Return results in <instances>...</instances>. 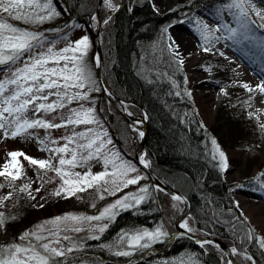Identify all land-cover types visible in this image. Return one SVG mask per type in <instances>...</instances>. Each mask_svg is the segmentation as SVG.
I'll return each mask as SVG.
<instances>
[{
  "label": "trees",
  "instance_id": "1",
  "mask_svg": "<svg viewBox=\"0 0 264 264\" xmlns=\"http://www.w3.org/2000/svg\"><path fill=\"white\" fill-rule=\"evenodd\" d=\"M119 1L122 6L110 19V37L105 41L103 50L105 78L111 90L121 99L144 109L147 119L146 154L151 160V167L162 180L187 195L199 233L217 236L239 250L246 248L256 264H264V250L259 247L258 241L254 238L241 243L239 239L249 229L254 237H263L235 205L234 193L242 186L255 184L249 164L252 154L255 156L253 150L256 144L251 126L243 125L231 108L223 107L232 87H236L222 82L225 92L216 120L211 126L204 125L194 109L187 69L169 47L168 30L173 23L188 20L195 10L208 9L223 0H176V5L165 12L155 9L150 0ZM54 2L61 13L59 27L68 24V28L58 35L54 34L55 37L70 30V24L84 23L94 39L88 21L96 10L98 0ZM16 26L26 28L27 24ZM50 26L55 27V22ZM227 70L219 68L218 72L228 74ZM177 91L179 96L175 94ZM104 97L103 94L99 107L106 108L109 103ZM98 114L103 118L105 110L98 109ZM247 136L249 141L245 140ZM212 137L225 149L229 140H232L231 147L249 148V159L238 181L225 180L219 161L213 158ZM18 160L23 165L20 169L22 178L15 181V186L19 188L30 184L29 190L35 199L26 192L15 191L12 198L4 202L5 226L10 238H0V245L17 244L28 227L54 215L68 198L64 195L55 198V190L47 188L43 180V169L22 157ZM257 166L264 168V161ZM10 191L13 189L4 183V187L0 188V197ZM162 206V197L156 193L138 206L139 211L135 208L119 210L107 229L99 234V239L81 242L84 245L83 256L91 259L92 264H125L131 257H116L100 245L111 243L121 232L148 227L164 219ZM134 254L138 257L135 264H223L225 260L215 245L202 248L180 234L154 243L150 250ZM240 264L246 263L241 260Z\"/></svg>",
  "mask_w": 264,
  "mask_h": 264
},
{
  "label": "snow or ice",
  "instance_id": "2",
  "mask_svg": "<svg viewBox=\"0 0 264 264\" xmlns=\"http://www.w3.org/2000/svg\"><path fill=\"white\" fill-rule=\"evenodd\" d=\"M101 2L102 6L109 12L118 10V5L114 4L113 0H101ZM260 3L264 5V0H260ZM224 9L229 11L237 22V27H232L227 23L223 25V29L229 34L226 39H234L238 35L246 34L250 26L256 24V21L252 19L253 16L264 21V7H257L253 0H231L224 6ZM60 15L61 13L57 11L53 0H0V69L3 70V78L0 79V134L4 137L16 138L31 135L29 131L31 129L74 126L71 136L62 137L66 141L62 146L49 147V144H58V141L50 138L39 141L42 151L55 154L48 159H36L23 152L8 154L10 162H14L11 163V167L15 171H10V162H6L0 170V177L8 181L9 187L13 191L0 197V207L5 206L4 202L10 200L15 191L26 192L35 199L29 190L30 184H23L19 188L15 186V181L22 178L20 169L23 165L20 164L19 157H24L25 160L38 166L39 169L54 171L61 178L62 184L53 195H64L65 198L100 184L113 185L114 194L115 191L121 190V187L138 184L140 180L144 179L140 175L127 178L130 172H136L137 169L129 162L123 161L118 153L107 150V146L112 144V140L104 138L107 136L106 132L102 134L91 127H87L84 131H75V126L79 125L95 124L97 128L102 127L94 107L85 108L81 103L79 108H70L67 114L61 115L62 123H54L43 118H29V112L33 116H37L41 112L45 114L57 112L65 109L74 101H89L91 92L100 91L96 87V81L92 78L85 61L90 47V40L87 35L68 43L62 49L56 50V41L48 42L43 32L28 31L9 22L13 20L39 25ZM93 19L96 17L94 16ZM110 19L111 16L109 15L102 22L107 24ZM69 26L76 27L77 25ZM203 29L205 32L209 31L206 24L203 25ZM215 30L218 31L219 29ZM55 31L61 30L56 29ZM207 38L205 35V39ZM61 39L66 40L67 36L65 35ZM219 39L220 37H215V40ZM46 43L49 46L45 47ZM169 47L171 48V45ZM204 51H211V48L205 47ZM176 55L179 53L177 52ZM220 55L223 53L221 52ZM96 59L99 63V57ZM179 63L182 64L183 61L181 60ZM242 87L249 93L264 94V79L255 87L247 83H244ZM85 89L86 91H84ZM175 94L179 96L180 92L177 91ZM51 97H55V99L50 100ZM90 102L95 103L94 101ZM245 103L251 107L250 101ZM249 116L259 120L256 113H249ZM259 126L264 128V124ZM139 136L143 137L144 133L140 131ZM211 143L219 155L221 168L226 169L228 167L226 154L220 150L215 139ZM95 159L103 160L105 171L96 174L88 171L83 176L79 172L71 171V169L83 166ZM117 160H120L119 164L116 163ZM53 161L56 163L54 164ZM140 162L145 167L149 166L143 156L140 157ZM108 165L112 166V172L107 171ZM260 176L264 177V172H261ZM108 177H112V179L109 180ZM3 187L4 185L0 184V188ZM261 187H264V183L261 184ZM148 195V188L141 187L139 193L124 196L106 207L97 216L66 215L56 217L46 222L51 224L52 228L44 229L42 227L38 232H26L20 237L26 243L0 245V264H69V254L82 251L84 245L74 242L73 238L67 234L61 237V232L80 233L87 230L91 235L83 239L97 240L100 238L97 233H103L108 224L94 225L91 222L105 220L111 222L118 215V210L134 208L143 203ZM172 199L182 201V197L175 194L172 195ZM6 220L7 217L3 212H0V227L6 225ZM84 222H88L87 229L80 226ZM179 227L187 233L196 231L189 226L187 220L182 221ZM44 232H47V235L43 234ZM184 234V232L180 233L181 236ZM168 238H170L169 233L161 224L151 231L145 228L122 232L113 243L102 245V247L108 249L116 257H131L135 252H142L151 248L154 243L163 242ZM254 238L258 241L259 247L264 250V238L254 237L251 229L243 237H239L241 243L251 241ZM62 240L68 241L69 246L64 247ZM196 243L202 248L205 245H215L214 241L207 239L197 240ZM215 246L219 247V245ZM230 251L233 256H240L243 261L256 264L253 256L248 253L246 248L239 250L233 247ZM180 264H184V262H180ZM227 264H233V261L229 259Z\"/></svg>",
  "mask_w": 264,
  "mask_h": 264
},
{
  "label": "rangeland",
  "instance_id": "3",
  "mask_svg": "<svg viewBox=\"0 0 264 264\" xmlns=\"http://www.w3.org/2000/svg\"><path fill=\"white\" fill-rule=\"evenodd\" d=\"M99 1L100 0H98L97 2V6ZM150 1L154 8L160 12L170 10L176 5V0ZM119 2V0H113V3L116 5H119ZM230 2L231 0L215 2L214 5L212 7H209L208 9L199 8L194 11L190 16V19L173 23L168 30V39L169 45H171V50L175 53V55L177 52L179 53V55L176 56L179 61H183L182 64L187 69V75L192 88V100L194 103V109L204 125L211 126L216 120V116L218 114L217 110L219 105L222 104V97L225 92L222 82H228L236 87V89L232 87V91L230 92V94H228V101L223 102V107H226L227 109L231 108L233 110L232 112L236 114V117H239V120L243 125L248 124L249 126H251V132L255 135L256 139L255 149L253 150V152H255V156L258 160H255L256 158L252 154L249 165L250 169L252 168L251 171L254 177L255 184L254 186H242L234 193V197L236 200L235 205L236 208H238L239 211L243 214V216L249 220L253 227L257 231H259L262 234L260 235L264 238V187H261V184L264 183V177L260 176V173L264 172V168H259L257 166L259 163L264 161V128H261L259 126L261 124H264V94H261L259 92L249 93L242 87L244 83L255 87L261 82L262 79H264V26H260L264 25V21H261L259 20V18L253 16L252 19L256 21V24L251 25L246 34L238 35L234 39H226L229 34L223 29V25L227 23L232 27H237L235 17L229 11L224 9V6ZM253 2L257 4V7H264V5H261L260 0H253ZM53 4L56 7L54 0ZM103 13H109V11L101 6V14ZM94 16L96 17V15L93 13L90 16L91 18H89V20H91V27L96 28L98 20L97 17L96 19H93ZM59 17L60 16L44 24H27L28 28L26 26V28L23 29H26L28 31L43 32L48 42L56 41V50L62 49L68 43L77 41L83 36L87 35L90 40V47L87 51L85 61L87 63L88 69L92 74V78L96 81V87H98L100 91L91 92L89 94V101H74L65 109L58 110L57 112L47 114L41 112L37 116H33V114L29 112V118H43L54 123H62L61 115L67 114L70 108H79L81 103L85 108L94 107L96 110V116L99 119L102 127L97 128V125L95 124L87 126L79 125L75 126V131H84L87 127H91L93 129H96L97 131H100L102 134L106 132L107 136L104 138L112 140V144L107 146V150L118 153L119 157L123 161L129 162L137 169L136 172H130L127 178H134L135 176L140 175L143 176L144 179L140 180L138 184L121 187V190L115 191L114 194V186L111 184H100L92 188H87L84 191H79L75 195L69 196L65 200V202L61 204L60 209H56L54 215L45 218L40 222H36L34 223V225L28 227L23 232L21 237L26 232H38L42 227L44 229L52 228V225L46 222L51 221L56 217H62L66 215H74L80 217L97 216L106 207L114 204L117 200L122 199L124 196L139 193V189L141 187H147L149 190V195L147 196L145 201L152 194L157 193L161 195L163 200L162 208L165 215L164 219L158 222H154L148 227L145 226L138 229L146 228L151 231L154 230L157 226L163 224L164 228L168 231L170 238L174 237L179 233L175 227V223L178 215L184 209V201H175L172 199L171 195L165 193L164 191H160L159 188H155L142 167L133 158L127 156L120 149L119 145L113 140L112 134L109 131L110 126L118 131L117 134L120 135L121 140L125 142L124 147L126 148V152L134 154V149L136 148L142 137L139 136V130L132 126H129V124L120 117L119 113L116 112L109 103H107L106 108L104 106L99 107V105L102 103L101 99L103 94L101 93L102 88L97 77V68L99 63H97L96 59L97 55L96 46L94 44L95 40L92 39L91 34L87 31L86 25L81 23L73 24L77 26L72 27L63 35L55 37V35L60 34L62 31L68 28V24L63 28L59 27ZM9 22L13 23L15 26L18 24H25L23 21L10 20ZM53 22H55V27L50 26V24ZM205 24L208 26V32H205L203 29V25ZM110 28L111 24L109 20L107 24H103L101 29L100 39L102 42L103 50L105 41L110 37ZM56 29H60L61 31L57 32L55 31ZM215 29L219 30L216 31ZM65 35L67 36V39H61V37H64ZM205 35H207V39H205ZM215 37H220V39L215 40ZM47 46H49L48 43L45 44V47ZM205 47L211 48V51H204ZM221 52L223 53V55H220ZM219 68L228 69V74H219ZM2 78L3 70L0 69V79ZM84 91H86V89ZM53 99H55V97L50 98V100ZM90 101H94L95 103L93 104ZM248 101H250L251 107H248V105L245 103ZM100 108L105 110V114L103 117L104 119L98 114V109ZM129 108L135 115L140 116L143 112L142 109L132 103L129 104ZM249 113H256L259 116V120L257 121L256 118L250 117ZM144 116V119H139L138 124H143V121L146 119L145 114ZM73 127L74 126L69 125L67 127L54 129L36 128L29 130L31 135L18 136L16 138L4 137L2 134H0V170H2L3 165L6 162H10V157L8 154L11 152H23L27 156L36 159H48L52 155L48 151L41 150L42 146L39 141L50 138L52 140L58 141V144H49V147L62 146L66 142L62 139V137L71 136L73 134ZM249 138L250 137L247 136L245 140L249 141ZM213 139L216 140L215 137H212L211 141ZM230 141L232 142V140H229L228 147L225 149L222 148L216 140L217 144L220 146V150H222L227 156L228 167L226 169H223L224 178L228 182H236L241 177L243 167L249 159V148L231 147L232 145H230ZM211 151L213 156L220 163L219 155L212 143ZM22 158L24 159V157ZM11 163L14 162L9 163V170L15 171V169L11 167ZM53 163L55 164L56 161H53ZM116 163L119 164L120 160H117ZM105 170L106 168L102 159H95L89 161L83 166L71 169V171L73 172H79L81 176H83L84 173L88 171L96 174ZM107 171H113L111 165L107 166ZM42 172L44 173L43 180L45 181L47 188H52L55 191L60 188L62 180L54 171L43 170ZM107 179L111 180L112 177H108ZM4 183H8V181L5 180V178L0 177V184L4 185ZM106 188L108 189L107 191L105 190ZM55 198L58 199L61 197L55 196ZM173 205H176V207H173ZM138 206L134 207L136 211L141 210L138 208ZM0 212H3V207H0ZM186 220L188 221L189 226L196 230L194 233H199L197 224L193 216L189 215ZM91 223L94 225H100L105 223L108 224L109 221H93ZM80 226L87 229L88 222H84ZM172 230L174 232H172ZM131 231L132 230L124 232ZM43 234L47 235V232H44ZM65 234L71 236L74 242L79 243L85 241V239H83L84 237L91 235V233H89L87 230L80 233L71 231L67 233H60L61 237ZM97 234L99 235L100 233ZM0 238H10V233L6 226L0 227ZM49 239H51V237H49ZM116 239L117 238L115 237L113 241H111V243H113ZM23 243H26V241L20 240L17 244ZM12 244L14 243L12 242ZM62 244L64 247L69 246L68 241L62 240ZM102 245L105 244H101L100 247H102ZM231 246L235 247L234 245ZM150 249H152V246L147 250ZM216 249H218L223 254V257L225 259L223 261V264H227V261L229 260L227 255L219 247H216ZM236 259L240 264L242 258L240 256H236ZM68 260L69 264H92V260L84 257L81 251L69 254ZM135 261H138V257L134 254L124 263L135 264ZM244 262L246 264H250V262Z\"/></svg>",
  "mask_w": 264,
  "mask_h": 264
},
{
  "label": "water",
  "instance_id": "4",
  "mask_svg": "<svg viewBox=\"0 0 264 264\" xmlns=\"http://www.w3.org/2000/svg\"><path fill=\"white\" fill-rule=\"evenodd\" d=\"M122 4H120L118 6V9L121 7ZM101 6H102V2L101 0L98 3L97 9H96V17L98 20V25L97 28L93 30L94 32V37L96 40V52H97V56L99 57V66H98V77L100 79V83L102 85V89L104 92V95L106 96L107 100L113 105V107L127 120V122L135 127V128H141L144 136L142 137L141 141L138 143L136 149H135V155H134V159L139 163V165L146 171V173L148 174L149 179L151 180L152 184L160 189H163L164 192L168 193L169 195H179L182 197V200L184 201V209L183 211L178 215V218L176 220L175 223V227L176 229L181 233L184 232L185 236H187L188 238L192 239L193 241H197V240H212L215 242L216 245H219V247L227 254L228 259H231L233 261V264H239L236 257L233 256L231 254V248H233L232 246H230L228 243H226L225 241H223L222 239L210 235V234H196V233H187L184 229L180 228L179 225L180 223L187 218V216L190 214L191 212V203L189 198L187 197V195L185 193H183L182 191H179L177 189H175L174 187H171L169 184H167L165 181H163L156 173L155 171L152 169L151 166L145 167L144 164H142L140 162V158L139 155L141 152L145 151V147H146V139H147V120L143 121L142 125H139L138 123H136L131 117L130 115L127 113L125 106L122 104V100L121 98L116 95L109 87V85L107 84V81L105 79L104 76V57H103V48H102V42L100 39V33H101V29L103 26V19H105L107 16H113L115 14V12H109V13H103L101 14ZM91 22V21H90Z\"/></svg>",
  "mask_w": 264,
  "mask_h": 264
},
{
  "label": "bare ground",
  "instance_id": "5",
  "mask_svg": "<svg viewBox=\"0 0 264 264\" xmlns=\"http://www.w3.org/2000/svg\"><path fill=\"white\" fill-rule=\"evenodd\" d=\"M122 104L125 106V109H126L127 113L130 115V117H131L134 121L138 122L139 119H144V118H145V116H144V112H142L140 116H139V115H135V114H133L132 110L129 108V104H130L129 102L123 100V101H122ZM140 131H142V130L139 129V132H140ZM141 156L144 157L145 161H147L148 164L150 163V159L147 157V155H146L145 152H141L140 155H139V158H140ZM184 220H186V219H184ZM184 220H183V221H184Z\"/></svg>",
  "mask_w": 264,
  "mask_h": 264
},
{
  "label": "flooded vegetation",
  "instance_id": "6",
  "mask_svg": "<svg viewBox=\"0 0 264 264\" xmlns=\"http://www.w3.org/2000/svg\"><path fill=\"white\" fill-rule=\"evenodd\" d=\"M111 130H112V128H111ZM112 133H113L115 139L119 142L120 138H119V135L117 134L118 131H116V130L114 129V131L112 130ZM120 145H121L122 147L124 146V142H123L122 140H121ZM122 149H123V151H126L125 148H122ZM126 154H128L129 156H131V154H130L129 152H126Z\"/></svg>",
  "mask_w": 264,
  "mask_h": 264
}]
</instances>
